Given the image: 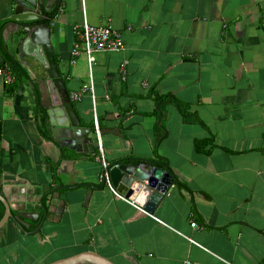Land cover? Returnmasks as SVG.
I'll return each mask as SVG.
<instances>
[{"label": "crops", "instance_id": "obj_1", "mask_svg": "<svg viewBox=\"0 0 264 264\" xmlns=\"http://www.w3.org/2000/svg\"><path fill=\"white\" fill-rule=\"evenodd\" d=\"M13 7L0 0V40L30 77L10 91L0 75V180L14 214H38L24 217L28 232L14 220L0 230V264L87 250L117 264H264V0H62L53 53L92 143L55 136L49 111L60 107L59 90L22 61ZM85 21L111 23L125 48L95 53L92 65L86 54L74 61L75 27ZM84 85L92 90L74 99ZM102 154L109 165L164 160L185 185L173 180L143 212L136 192L125 199L100 187ZM42 198L47 216L32 232Z\"/></svg>", "mask_w": 264, "mask_h": 264}, {"label": "water", "instance_id": "obj_2", "mask_svg": "<svg viewBox=\"0 0 264 264\" xmlns=\"http://www.w3.org/2000/svg\"><path fill=\"white\" fill-rule=\"evenodd\" d=\"M13 4V15L11 20L17 28L13 36L21 37L19 42L22 61L42 79H49V85H54L59 90L58 96L54 97L55 104L59 108L49 111L51 122L54 124V113L57 114L59 127L54 128L56 137L63 134L72 142H93L91 135L92 127L85 126L77 114L72 99L64 80L60 78L55 61L52 46V22L56 18L62 0H10ZM96 134V133H95ZM112 186L123 196H128L130 192H136L135 203L144 207L149 212L154 211L156 204L162 196L169 190L173 183L171 172L161 166L142 162H122L111 164L107 168ZM107 183L103 178V185ZM3 182L0 180V200L5 205V212L0 219V230L10 221L14 220L24 231L29 226L24 219L32 217L37 220L38 212L20 211L13 213V206L9 198L2 191ZM95 186L89 185L88 195ZM53 189L51 191H55ZM45 196V195H44ZM127 198V197H126ZM45 214L38 227L32 232L38 231L47 216L43 198L40 200ZM28 232V231H26ZM48 264H117L112 259L99 254L93 250H87L78 254L61 258Z\"/></svg>", "mask_w": 264, "mask_h": 264}, {"label": "built area", "instance_id": "obj_3", "mask_svg": "<svg viewBox=\"0 0 264 264\" xmlns=\"http://www.w3.org/2000/svg\"><path fill=\"white\" fill-rule=\"evenodd\" d=\"M261 25L264 30V11L262 13ZM75 30L78 36V40L75 42L72 49L74 61L82 54H86L88 56L90 65H92L95 62V53L100 51H121L125 48V40L122 32L115 28L111 23L92 25L88 21H85L83 24L76 26ZM120 70L122 73V78L125 80L127 78V60L122 63ZM0 75L4 77L7 84H11L15 80L13 70L8 63L4 62L3 64H0ZM90 89L92 90V87L90 85H84L79 91L73 94V98L76 100L79 99L82 93L89 91ZM94 129L98 137L101 150V132L98 123H96ZM101 158L104 165L103 178L105 177L108 185L117 196L126 199L125 196L118 193V191L112 186L107 171L109 164L106 162L103 154ZM140 210L149 213L148 210L141 206ZM192 225L197 226V223L193 222ZM185 264H193V262L191 260H186Z\"/></svg>", "mask_w": 264, "mask_h": 264}, {"label": "trees", "instance_id": "obj_4", "mask_svg": "<svg viewBox=\"0 0 264 264\" xmlns=\"http://www.w3.org/2000/svg\"><path fill=\"white\" fill-rule=\"evenodd\" d=\"M0 46H1L2 51L4 53V59H5L4 62L5 63H8L11 66V68L13 70V73H14V76H15L14 82H12L11 84H8V88L10 89V91H14L15 89H17V87L19 85L24 84V82L29 79L30 75H29L28 71L26 70V68L15 58V56L8 50V48L4 47V45H3V43H2L1 40H0ZM35 92H36V108H37V112L38 113L39 112H43L42 104L40 102L41 95H40V93H39L38 90H36ZM158 100H159V105H161L165 101L161 97H159ZM171 100L172 101L174 100L178 104L180 103L174 97L171 98ZM182 105L179 104V106L181 107V110H182L183 114L185 116H187V117H190L192 114L188 113L187 110H186V107H184ZM162 114H163V112H161V110H160L159 117H161ZM194 119H196L197 121H200L199 118H194ZM0 132H1V124H0ZM137 159L138 160H135L134 162H137V163L147 162V163L154 164L156 166L165 167V168H167L168 170L171 171L168 163L165 162L164 160H151V159H148V158H143V159L137 158ZM130 160H133V159H131V158H124V159H122L120 161L125 162V161H130ZM116 163H119V162H116ZM174 180L180 186H184L185 185V183L182 182L181 180H179L177 178V176H174ZM4 212H5V205L0 200V219L3 217Z\"/></svg>", "mask_w": 264, "mask_h": 264}]
</instances>
